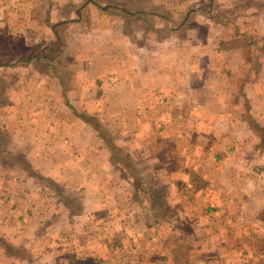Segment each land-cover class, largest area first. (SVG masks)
Instances as JSON below:
<instances>
[{"label":"crops","instance_id":"crops-1","mask_svg":"<svg viewBox=\"0 0 264 264\" xmlns=\"http://www.w3.org/2000/svg\"><path fill=\"white\" fill-rule=\"evenodd\" d=\"M3 36L44 55L0 158L51 185L14 162L0 264H264V0H0Z\"/></svg>","mask_w":264,"mask_h":264},{"label":"rangeland","instance_id":"rangeland-1","mask_svg":"<svg viewBox=\"0 0 264 264\" xmlns=\"http://www.w3.org/2000/svg\"><path fill=\"white\" fill-rule=\"evenodd\" d=\"M12 43L16 44V48H18L19 50L21 48H23L22 43L19 41H16L13 36H3L2 38H0V54L1 53H3V54L13 53V49L9 48L10 45H12ZM18 67H20V66H18ZM18 67L0 68V110L3 109V106L5 104H7V103L9 104L10 97H12V98L20 97L19 93H17V92H15L16 95H14V96L11 95L14 92L15 87H17V85L20 84V82L18 83V80L16 78L17 72L15 71V69ZM2 115H3V111H2ZM2 115L0 114V132H1L0 133V150L2 149L3 152H6L5 148L6 149L10 148V141L6 138L5 135H3L4 128L1 125L2 124L1 123ZM14 164L16 165V163H14L12 161V158H8L5 155L2 156V158H0V187H2L6 183V181H3V180H9V182H11V184L8 185V190L6 191L7 193L9 191L11 192V189H9V188L13 183V181L10 179H7V177L12 178L13 180L16 179V174H15V170H14L15 166H13ZM146 177H147V181L149 183L156 181V179L153 177V175H146ZM35 179H36L35 181L38 184H50L51 185L50 181H47V180L44 181L38 177H36ZM29 180H31V181H28V183L34 182V181H32V179H29ZM28 186L29 185L27 183H25V187L28 188ZM3 190L4 189H0V200H1L0 202L5 207L7 205V202H5L6 196L1 195ZM26 194L27 193L24 191V194L22 196L25 197ZM47 194H48V191H44V189H43V190H39V196L38 197L32 196L33 198H36V203H37V206H39V209H42V206L45 204L47 197H49V196H47ZM7 198H8V195H7ZM3 203H5V204H3ZM39 203L41 205H39ZM0 208H2V207H0ZM4 209L6 210L7 207ZM18 209H20V208H18ZM156 210H157L156 215L159 216L160 215L159 208H156ZM7 211H8V209H7ZM49 225L50 224H46L43 231L46 232Z\"/></svg>","mask_w":264,"mask_h":264},{"label":"trees","instance_id":"trees-1","mask_svg":"<svg viewBox=\"0 0 264 264\" xmlns=\"http://www.w3.org/2000/svg\"><path fill=\"white\" fill-rule=\"evenodd\" d=\"M23 48H21L20 50L18 48H16V44L10 45L9 48L13 49V53H8V54H0V68H10V67H18V66H25L27 65L29 62L32 61L33 58H36L37 56H41L42 54L44 55V53L42 51H40L39 48H34V49H29L27 47H25L22 44ZM47 55V54H45ZM42 59H44L42 62H40L41 65H46L48 63H45V58L41 57ZM2 107V106H1ZM1 133V132H0ZM4 134V133H3ZM110 149L113 152L115 161L116 160H125V157L127 158L126 155V150L124 148L121 147H116L112 144H110ZM125 153V154H124ZM13 162H17L24 170L27 171V173L29 174H33V175H37L36 173H34V171L31 169L28 161L24 158V157H18V158H12ZM124 167H126V169L128 170L129 165L128 164H123ZM39 178H41L39 175H37ZM136 180L142 181L144 182V179L141 178H137ZM155 196L159 197L160 192L158 191H154L152 192ZM0 244L5 247L7 254L11 257H24L26 258V250L22 247H16V246H12L9 243L3 241L2 239H0Z\"/></svg>","mask_w":264,"mask_h":264}]
</instances>
